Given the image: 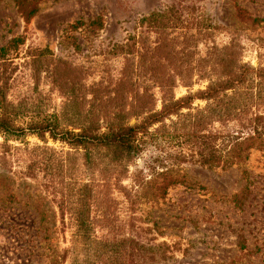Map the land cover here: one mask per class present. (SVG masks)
I'll use <instances>...</instances> for the list:
<instances>
[{
	"label": "rangeland",
	"instance_id": "obj_1",
	"mask_svg": "<svg viewBox=\"0 0 264 264\" xmlns=\"http://www.w3.org/2000/svg\"><path fill=\"white\" fill-rule=\"evenodd\" d=\"M14 38L21 41L0 56L8 108L22 103L28 114H54L69 130L94 120L105 127L117 113L133 125L227 78L223 61L264 69V0H0V49ZM143 79L178 83L144 90ZM242 88L264 94V79ZM224 102L195 99L193 110H182L205 118L199 134H210L218 149L238 129L218 113L208 120ZM182 121L172 116L150 131L171 132ZM145 140L135 158L114 162L102 151L86 163L84 151L49 138L4 144L0 136V264L94 262L56 207L78 180L92 185L91 241L104 249L100 262L264 264V151L241 152L240 167L208 169L189 161L199 144ZM178 152L187 161H175ZM171 164L179 182L164 188L168 179L158 175H171ZM47 207L55 212L51 246L37 212Z\"/></svg>",
	"mask_w": 264,
	"mask_h": 264
},
{
	"label": "trees",
	"instance_id": "obj_2",
	"mask_svg": "<svg viewBox=\"0 0 264 264\" xmlns=\"http://www.w3.org/2000/svg\"><path fill=\"white\" fill-rule=\"evenodd\" d=\"M154 15V14H152ZM76 25L78 22L75 23ZM21 40L14 38L11 42L0 49V56H4L6 51L12 47H16ZM223 70L227 78L220 80L213 85L207 86L205 90H198L193 95H188L177 100H171L167 104H163L159 111L150 113L146 118L137 124H125L123 116L117 113L108 121L105 127H101L98 120L92 122H82L76 130L60 128L57 117L54 114H45L39 111L30 114L25 111L23 104L14 105L8 108L3 95L1 86L6 83L7 77L0 75V136L4 140V144L8 141H23L29 136H34L45 142L49 138L53 142H59L74 152L79 154L83 152V159L86 163L92 162V158L97 156L99 152H110V157L116 161H120L123 157L135 158L143 150V144H146V138L153 143L158 142V138L163 140L178 142L180 139L183 142H188L198 149V144L202 149L196 154H189V161L193 164H198L208 169H227L233 166L240 167L244 161L241 160V152L250 148H255L264 151V94L260 92H243L241 91L244 84L251 79H264V69H254L245 64H234L233 61H223ZM142 83V84H141ZM178 81L173 80H147L143 79L139 84L146 90L149 87L171 88V85L176 86ZM80 85V84H78ZM224 98L225 102L214 108L212 115L218 113L219 120L227 121L232 119L238 125L236 135L227 136L226 144L221 149L212 144L213 137L209 135L199 134L201 130L198 128L204 124V117L192 119L189 113H182L183 109L193 110V101L195 99L203 101L218 100ZM254 110V112H252ZM143 110L142 113H144ZM141 112H136L134 117H137ZM176 117L183 120L182 123L172 122L171 132L152 133L150 128L155 124H162L169 117ZM180 122V121H178ZM176 124H179L178 126ZM231 142L230 144H228ZM229 145L227 155L223 154L226 147ZM52 151L50 148H45ZM192 151V150H191ZM237 151V156L229 157L230 152ZM222 152V153H221ZM105 153V152H104ZM107 155V154H106ZM188 154L178 152L173 158L175 161H187ZM61 163V162H60ZM179 163V162H178ZM49 164V165H48ZM171 164V175L166 173L159 174L168 182L164 188L178 183L179 179L176 174H172L174 168ZM173 169V170H172ZM47 170L52 172L50 159L47 158ZM244 174L245 170L242 171ZM68 193L63 194L58 198L56 207L58 208L61 218L68 217L73 225L74 235L81 237L85 247V251L96 256L93 263L84 262L82 264H106V261L100 262V252L104 249L97 246L91 241V199L92 185L84 180L74 181ZM165 190V189H164ZM56 198H53L56 200ZM53 200V201H54ZM39 215V229L43 230L45 236L43 241L50 245V233L55 218V212L52 208L47 207L44 210H37ZM50 218V219H49ZM76 239V238H75ZM51 246V245H50ZM122 255V254H121ZM60 262H54L59 264ZM77 264V263H75ZM118 264H121L119 262Z\"/></svg>",
	"mask_w": 264,
	"mask_h": 264
}]
</instances>
